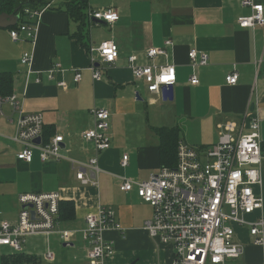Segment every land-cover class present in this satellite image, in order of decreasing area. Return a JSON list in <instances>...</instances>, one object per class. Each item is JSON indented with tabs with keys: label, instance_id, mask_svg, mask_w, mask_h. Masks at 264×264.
Returning a JSON list of instances; mask_svg holds the SVG:
<instances>
[{
	"label": "crops",
	"instance_id": "0c3cea01",
	"mask_svg": "<svg viewBox=\"0 0 264 264\" xmlns=\"http://www.w3.org/2000/svg\"><path fill=\"white\" fill-rule=\"evenodd\" d=\"M242 1L116 0L97 9L89 0L92 10L113 7L120 17L111 25L95 22L93 26H107L106 32L89 30L90 47L108 40L119 47L116 64L101 66V81H94L88 51L72 37L78 30L77 23L57 11L60 1L43 14L34 44L25 40L15 43L10 36L12 28L0 29V73L13 74V94L23 101L24 111L42 114L45 127L64 136L66 157L86 162L97 156L102 171L96 176L89 173L98 181V187L83 186L77 179V168L68 160L43 163L35 155L31 163H25L17 158L19 145L0 138V225L18 224L21 195L59 193L63 202L74 204L75 214L71 219L59 220L58 230L81 232L87 227L89 213L101 207L114 210L124 234H107L115 254L106 264H169L170 247L158 244L145 230L153 218V207L139 199L135 190L122 192L120 178L146 181L163 168L155 132L158 128L178 127L184 143L206 151L218 143L221 125L233 122L240 134L248 131L253 116H259L264 142V27L240 28L238 19L252 14ZM254 1L264 6V0ZM166 40L173 42L167 49L168 57H158L155 64L176 67L172 102H165L162 93H149L143 81L134 79L129 63V58L136 56L138 65L150 64L146 53L163 48ZM192 49L209 58L206 67L195 71L197 86L190 84L194 70L188 55ZM24 53L33 55L32 72L21 64ZM56 64L61 71L51 81L48 72ZM234 69L239 81L231 86L226 77ZM76 71L82 75L79 83L74 82ZM59 81H64L67 89L60 88ZM101 108L111 113V148L98 154L82 135L94 125L92 111ZM2 112L0 119L5 124L0 133L10 138L16 132L17 115L8 105L2 107ZM125 155L129 162L122 167ZM261 173L263 185L255 192L264 198V158ZM253 241L248 228L236 227L235 243L243 247L244 253L230 264H264V246ZM48 252L54 254V261H47ZM5 261L89 264L87 246L80 234L69 244L59 234L31 237L21 252L0 246V264Z\"/></svg>",
	"mask_w": 264,
	"mask_h": 264
},
{
	"label": "built area",
	"instance_id": "2783aa9c",
	"mask_svg": "<svg viewBox=\"0 0 264 264\" xmlns=\"http://www.w3.org/2000/svg\"><path fill=\"white\" fill-rule=\"evenodd\" d=\"M50 2L39 8L24 7L17 13V28L10 29L13 42L22 40L35 43L41 18L51 10ZM242 6L252 9V14L238 19L242 29L264 27V6L254 0H243ZM91 21L114 24L119 21V14L113 7L99 11L90 10ZM173 46L166 40L163 48H152L146 53L150 64L140 66L138 58L131 56L129 63L136 81H143L151 94H159L164 86L177 83L176 67L171 64L158 65V57H168L167 49ZM94 81H101V66H113L119 59L118 45L104 41L92 45L88 51ZM190 67L194 70L190 84H199L195 71L206 67L209 58L206 53L192 49L189 52ZM33 55L24 53L21 64L31 70ZM260 63V64H259ZM263 60L257 62L261 65ZM100 65V66H98ZM61 71L56 64L49 72V80H55V74ZM82 81L80 72H75L74 82ZM239 75L234 69L227 77L226 83L237 85ZM37 83L40 79L37 78ZM58 86L67 89L64 81ZM8 105L17 115L16 132L12 137L0 133V138H7L19 145L17 158L31 163L35 153L43 163L68 160L77 168V179L83 186L98 187L96 179L89 176L99 175V157L86 162L75 161L63 154L65 138L56 134L45 139V123L40 113H26L23 101L16 94L0 97V114L2 107ZM94 125L83 133V139L92 143L98 154L111 148V113L101 108L92 111ZM261 118L253 116L248 131L237 134V126L228 122L219 127L220 136L216 145L206 151L192 147L181 141L178 147V161L174 168H162L152 174L146 181H135L121 177L120 189L129 194L136 191L139 199L154 209L153 218L145 225L151 239L160 245L170 247L172 258L169 264H230L239 259L244 249L235 243L236 227L248 228L254 238V244L264 246V198L257 195L256 187H262L261 165L264 158L262 151ZM40 140L38 144L36 141ZM128 155L123 156L122 167H127ZM22 206L19 222L16 225H0V246L10 247L21 252L28 238L59 234L63 242L69 244L80 234L87 246L89 264H106L115 254L112 241L107 234L124 229L116 220L112 208L101 207L86 216V229L79 231L58 230L60 215L59 193L23 194L19 198ZM251 217H254L251 219ZM47 261H54L52 252L46 255Z\"/></svg>",
	"mask_w": 264,
	"mask_h": 264
},
{
	"label": "trees",
	"instance_id": "16d2710c",
	"mask_svg": "<svg viewBox=\"0 0 264 264\" xmlns=\"http://www.w3.org/2000/svg\"><path fill=\"white\" fill-rule=\"evenodd\" d=\"M50 0H0V14H17L24 7L39 8L47 5ZM89 0H60L57 11L65 13L68 17L78 25V30L73 34V38L77 40L87 51L90 49L89 30L95 24L89 18L91 10ZM17 26L12 27V29ZM13 94V74L0 73V97H7ZM160 141L161 164L165 168H174L178 161V147L181 139V130L174 128H158L155 129ZM55 134L48 127H45V139H50ZM262 151L264 155V142L262 143ZM75 214V206L72 202L60 203L59 220L64 221L71 219ZM20 259V258H19ZM17 261H13L15 263ZM7 262L5 261V264Z\"/></svg>",
	"mask_w": 264,
	"mask_h": 264
},
{
	"label": "water",
	"instance_id": "95a60500",
	"mask_svg": "<svg viewBox=\"0 0 264 264\" xmlns=\"http://www.w3.org/2000/svg\"><path fill=\"white\" fill-rule=\"evenodd\" d=\"M18 22L19 17L16 14H0V29H9L15 27L18 25ZM161 93L165 102H172L174 100L173 86H164ZM137 98L141 100L140 94H137ZM36 142L39 144L40 140H37Z\"/></svg>",
	"mask_w": 264,
	"mask_h": 264
},
{
	"label": "rangeland",
	"instance_id": "374dc122",
	"mask_svg": "<svg viewBox=\"0 0 264 264\" xmlns=\"http://www.w3.org/2000/svg\"><path fill=\"white\" fill-rule=\"evenodd\" d=\"M91 1V6L93 7V8H97V9H101L102 7H107V6H109V5H111V4H114V2L116 1V0H90ZM92 29H95L96 31L97 30H99V31H97L99 34L100 33H102V32H106L107 31V26H105V25H100V26H91V30ZM6 110V112H7V110L8 109H5ZM8 113V112H7ZM5 122V120L4 119H0V129L1 128H4L3 127V125L5 124L4 123ZM9 143V142H8ZM10 143H12V142H10ZM13 144V143H12ZM12 144H10V146H12ZM15 145H13L12 147H14ZM35 155L38 157L39 156V154L38 153H35ZM20 205V204H19ZM33 239H30L29 241H32Z\"/></svg>",
	"mask_w": 264,
	"mask_h": 264
}]
</instances>
